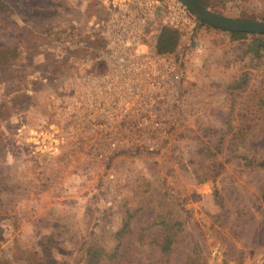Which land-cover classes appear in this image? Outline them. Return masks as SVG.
I'll return each mask as SVG.
<instances>
[{"label": "rangeland", "instance_id": "obj_1", "mask_svg": "<svg viewBox=\"0 0 264 264\" xmlns=\"http://www.w3.org/2000/svg\"><path fill=\"white\" fill-rule=\"evenodd\" d=\"M62 1L0 0V264H264V54L254 36L200 33L159 104L162 130L104 168L75 140L55 155L42 148L62 121L54 89L94 63L78 59L74 76L50 66ZM201 1L264 21V0Z\"/></svg>", "mask_w": 264, "mask_h": 264}, {"label": "built area", "instance_id": "obj_2", "mask_svg": "<svg viewBox=\"0 0 264 264\" xmlns=\"http://www.w3.org/2000/svg\"><path fill=\"white\" fill-rule=\"evenodd\" d=\"M102 5L103 14L92 21L89 35L99 41L92 69L59 89L62 121L50 123L42 148L55 155L75 140L106 168L134 140L148 143L150 135L162 130L159 104L181 83L185 51L211 28L180 0H102ZM163 28L179 35L170 53L156 48Z\"/></svg>", "mask_w": 264, "mask_h": 264}, {"label": "crops", "instance_id": "obj_3", "mask_svg": "<svg viewBox=\"0 0 264 264\" xmlns=\"http://www.w3.org/2000/svg\"><path fill=\"white\" fill-rule=\"evenodd\" d=\"M55 9L57 12L50 17V54L53 55V58L65 47L72 51L76 47L71 45L73 41L83 39L90 30L93 31L91 23L96 18H101L103 5H101V0H63ZM77 36H80V38ZM81 55L84 56L83 53ZM81 57L80 59L83 58ZM53 58L52 62L54 61ZM55 63L57 62L54 61L53 64ZM75 78H69L65 84L63 83V88L72 85ZM63 88L61 87L60 90ZM58 94V89L55 88L54 94H51L52 101H54L52 103L56 104V101H59Z\"/></svg>", "mask_w": 264, "mask_h": 264}, {"label": "trees", "instance_id": "obj_4", "mask_svg": "<svg viewBox=\"0 0 264 264\" xmlns=\"http://www.w3.org/2000/svg\"><path fill=\"white\" fill-rule=\"evenodd\" d=\"M101 5H102V0H101ZM91 33H93L92 30H90V32L86 34V37H84L85 42L83 41L84 38L78 41L76 40L73 41L71 45H74L76 47L72 51H69L68 49H62L60 52H58L56 57H54L55 58L54 61H56L59 65H55L57 63L53 64L54 63L53 61V62H50V66L57 70H63V72H69V74L74 75L73 74L74 71L81 67L82 62L75 64V62L78 59H80L81 56L84 58L85 56H87V54H89V56L90 55L95 56L96 54L97 46H99V41L98 40L91 41L89 38V35ZM230 34L232 35V37H237V38L244 36V35H248L245 33H235V32H230ZM252 36H254V40L252 42L253 48H256L257 50L262 49L263 54H264V35H253L252 34ZM178 37L179 35L176 31H173L169 28H163L156 40L157 51L161 53H170L174 51L177 46ZM73 38L76 39L75 37ZM80 42L81 44H79ZM90 46H92L94 49L90 50L89 49ZM82 53L84 54V56L81 55ZM73 57L74 59H72ZM75 65H77V67H75ZM101 71H104L103 66L101 67ZM263 202H264V197H263ZM170 247H171V243L169 241H165L161 248L163 251H168Z\"/></svg>", "mask_w": 264, "mask_h": 264}, {"label": "water", "instance_id": "obj_5", "mask_svg": "<svg viewBox=\"0 0 264 264\" xmlns=\"http://www.w3.org/2000/svg\"><path fill=\"white\" fill-rule=\"evenodd\" d=\"M204 24L223 31L264 35V21L233 19L216 14L198 0H180Z\"/></svg>", "mask_w": 264, "mask_h": 264}]
</instances>
